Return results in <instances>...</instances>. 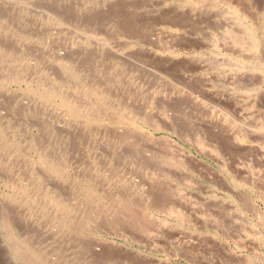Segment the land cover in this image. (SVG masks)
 Returning a JSON list of instances; mask_svg holds the SVG:
<instances>
[{
  "label": "rangeland",
  "instance_id": "rangeland-1",
  "mask_svg": "<svg viewBox=\"0 0 264 264\" xmlns=\"http://www.w3.org/2000/svg\"><path fill=\"white\" fill-rule=\"evenodd\" d=\"M263 123L264 0H0V264H264Z\"/></svg>",
  "mask_w": 264,
  "mask_h": 264
},
{
  "label": "bare ground",
  "instance_id": "bare-ground-1",
  "mask_svg": "<svg viewBox=\"0 0 264 264\" xmlns=\"http://www.w3.org/2000/svg\"><path fill=\"white\" fill-rule=\"evenodd\" d=\"M247 12V11H246ZM245 12V13H246ZM248 13V12H247ZM251 15V14H250ZM248 16H249V14H248ZM165 21V20H164ZM175 24H176V26H178V23H176L175 22ZM258 28V27H257ZM180 29V28H179ZM250 30V29H249ZM256 30V29H255ZM233 34V33H232ZM252 34V33H251ZM236 35V34H235ZM247 35H249V34H247ZM239 37V36H238ZM250 38V37H249ZM257 38H258V36H257ZM257 38H254V44L252 43V45H259V44H261L262 43V40H256ZM236 39H237V37H236ZM252 42V41H251ZM258 42V43H257ZM250 45V44H249ZM262 45V44H261ZM263 50V49H262ZM263 53V52H262ZM261 63V62H260ZM260 63H258V64H260ZM259 125V124H258ZM263 129H264V123H263ZM236 136H237V134H236ZM245 138H247V135L245 134ZM249 139H251V138H249ZM241 143V142H240ZM243 144V143H242ZM241 145V144H240ZM242 147V146H241ZM236 161V160H235ZM238 168V167H237ZM233 173H235V172H233ZM205 174V173H204ZM200 188V187H199ZM261 192V191H260ZM187 197V196H186ZM127 203V202H126ZM131 203V202H130ZM133 203V202H132ZM135 203V202H134ZM132 205V204H131ZM127 206V205H126ZM128 207V206H127ZM169 207H171V206H169ZM156 208V207H155ZM130 211V210H129ZM129 211H127V213L129 212ZM125 212V211H124ZM132 212V211H131ZM136 213V212H135ZM141 213V212H140ZM126 214V213H125ZM131 214H133V213H131ZM166 214V213H165ZM178 214V213H177ZM138 215V214H137ZM143 215V214H142ZM179 215V214H178ZM144 216V215H143ZM134 217H135V215H134ZM131 218H133V216L131 217ZM185 218V217H184ZM217 219V218H216ZM141 220V219H140ZM138 221V220H137ZM184 221V220H183ZM139 222V221H138ZM134 223V222H133ZM136 223V222H135ZM259 223V222H258ZM137 224V223H136ZM140 224H142L143 225V223H141L140 222ZM139 226V225H138ZM141 227V226H140ZM146 228V227H145ZM150 228V227H149ZM181 234V233H180Z\"/></svg>",
  "mask_w": 264,
  "mask_h": 264
}]
</instances>
